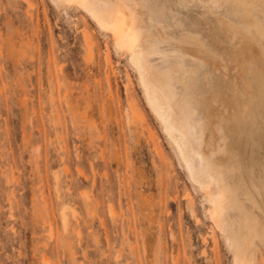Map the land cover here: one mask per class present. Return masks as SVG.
<instances>
[{
  "label": "rangeland",
  "instance_id": "obj_1",
  "mask_svg": "<svg viewBox=\"0 0 264 264\" xmlns=\"http://www.w3.org/2000/svg\"><path fill=\"white\" fill-rule=\"evenodd\" d=\"M31 1L0 0V264L233 263L127 47Z\"/></svg>",
  "mask_w": 264,
  "mask_h": 264
},
{
  "label": "bare ground",
  "instance_id": "obj_2",
  "mask_svg": "<svg viewBox=\"0 0 264 264\" xmlns=\"http://www.w3.org/2000/svg\"><path fill=\"white\" fill-rule=\"evenodd\" d=\"M26 2L32 17V1ZM52 2L80 9L115 46L127 47L147 105L202 192L231 264H258L256 250H264V0ZM210 237L216 252L214 231Z\"/></svg>",
  "mask_w": 264,
  "mask_h": 264
}]
</instances>
